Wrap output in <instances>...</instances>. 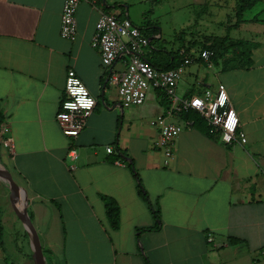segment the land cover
I'll use <instances>...</instances> for the list:
<instances>
[{
  "label": "crops",
  "instance_id": "crops-1",
  "mask_svg": "<svg viewBox=\"0 0 264 264\" xmlns=\"http://www.w3.org/2000/svg\"><path fill=\"white\" fill-rule=\"evenodd\" d=\"M63 2L0 0V124H8L13 140L11 151L0 141V162L26 199L45 263L264 264V19L257 17L259 12L250 18L245 12L244 22L229 29L239 33L230 37L256 43L249 69L220 68L222 74L209 75L206 62L193 58L200 51L197 45L187 55L192 58V86L182 77L177 85L180 97H190L223 84L246 142L224 144L207 124L185 126L183 114H172L169 120L183 129L173 142L174 158L165 166L152 121L168 116L166 97L151 90L142 105L124 108L116 88L107 83L108 69L98 49L91 46L100 12L136 24L130 1H80L73 42L60 36ZM191 2L197 10L203 8L200 20L208 25H223L227 15L226 27L235 23V0ZM149 11L142 13L140 24L155 45L152 51L161 48L164 65L196 36L186 42L180 36L177 47L169 48ZM120 67L117 62L115 68ZM68 69L96 99L76 137L65 136L56 122ZM0 186L8 192L0 201L14 219L8 226L23 242L19 252L8 250L0 220V264H34L10 191L1 179ZM103 197L119 208L117 228L110 225ZM11 252L15 261H9Z\"/></svg>",
  "mask_w": 264,
  "mask_h": 264
},
{
  "label": "built area",
  "instance_id": "built-area-1",
  "mask_svg": "<svg viewBox=\"0 0 264 264\" xmlns=\"http://www.w3.org/2000/svg\"><path fill=\"white\" fill-rule=\"evenodd\" d=\"M80 1L92 0H64L62 5L60 36L72 42L77 35L76 10ZM91 46L98 49L103 66L108 69L107 83L116 88L124 108L142 105L150 90H157L166 97L169 104L168 116L160 114L152 121L158 129L155 146L162 151L165 166L174 158L173 142L183 125L192 126L188 120L183 125L170 121L169 116L172 114L196 111L205 120L210 131L218 133L224 144L246 142L225 86L219 83L190 97H180L177 85L192 58L186 56L181 65L172 69L153 66L145 56V49L151 46L150 40L129 18L100 12ZM211 55V51L203 49L193 58L202 59L211 68ZM117 62L121 63L120 68H115ZM64 94L56 114V122L65 136L76 137L86 118L92 113L96 99L72 69L66 72ZM0 134L1 144L11 151L13 140L7 123L0 124ZM106 151L110 153L111 147H107ZM69 155L75 156V150H71ZM208 240H211L210 235Z\"/></svg>",
  "mask_w": 264,
  "mask_h": 264
},
{
  "label": "rangeland",
  "instance_id": "rangeland-1",
  "mask_svg": "<svg viewBox=\"0 0 264 264\" xmlns=\"http://www.w3.org/2000/svg\"><path fill=\"white\" fill-rule=\"evenodd\" d=\"M129 1L131 3L130 5L131 6V19L139 26H141L140 23L142 22L141 21L142 15H143L142 13L150 10L149 14L153 15V19L157 20L160 23L159 26L163 30L165 39L169 40L168 41L170 43V46H168L169 48L174 45L175 47H177L178 39L180 36H181L180 38L182 39V42H186L187 40L191 39L189 37L192 36V34H195L196 36L195 43L197 42L196 44L199 47H201L202 43L208 42V38H210L211 34L224 35L227 33L226 25L228 24L227 22L230 20L228 18V15L222 21L223 25L225 23L224 28L222 24L221 25L219 24L208 25L206 23L207 20L205 18L200 20V15H204L203 8L200 7L197 10L198 7H195L194 5H192L191 0H157L156 2H153L152 0H146L144 2L142 0H129ZM261 9H264V1L257 3L251 10L246 11L245 17L250 18L254 14L259 12L257 17L259 19H264V11L260 12ZM230 13L232 14L231 11ZM212 23H215L214 20L212 21ZM222 29L223 31H221ZM183 30H184V33L179 35V33L182 32ZM174 34L177 36H174ZM206 34H210V36L207 37L208 35ZM229 35L233 37H239V33L234 30H232V32H229ZM241 36L244 37L243 34H241ZM173 39H175L174 43H173ZM152 46H155V45L151 44V46L145 49L146 53L152 51ZM160 49L161 48L157 47L156 51H152V53L150 52L151 54L148 53L147 54L148 56L146 57H149L151 60L156 61L158 62V64L161 65V61H164V59L159 52ZM219 66L220 65H213V67H211L210 69H207L208 74L212 75V73H215V72L218 75L222 74L221 70L218 71L220 69ZM182 78H183L182 82H185L189 85L191 84L192 86V65H187L184 68ZM182 82H180V84H182ZM150 92L152 91L150 90L147 96L149 95ZM2 194L8 195V192L6 191V189L0 186V195ZM5 206L6 204H2L0 201V208L2 209V212L4 213V216L3 217L1 216L0 218V220L4 219L3 222L5 224L4 244L8 248V250H10L12 247H15L17 249L16 251L19 252L21 244L23 242L17 239V232L14 229V227L8 226V223L13 222L14 219L12 218V216L10 218V214H6L8 210L4 209ZM7 207L9 208L8 204H7ZM15 260H16V256L14 253L12 254L11 252L9 256V261H15Z\"/></svg>",
  "mask_w": 264,
  "mask_h": 264
},
{
  "label": "trees",
  "instance_id": "trees-1",
  "mask_svg": "<svg viewBox=\"0 0 264 264\" xmlns=\"http://www.w3.org/2000/svg\"><path fill=\"white\" fill-rule=\"evenodd\" d=\"M264 0H235L234 15L235 23L226 28V34L222 37L213 36L208 38L207 43H202L200 50L207 49L212 52L211 61L214 64H220L222 71L229 70H246L249 69L252 64V50L256 47V43L247 41L245 39H235L229 36L228 32L231 27H237L244 22V13L251 10L257 3ZM140 30L148 36L146 26H139ZM197 44L191 42L184 47L183 53L180 51L173 55V59L164 65H159L158 62L147 59L153 66L161 69H172L179 65L184 60V57L189 54L191 47H195ZM185 120L191 121L193 124H206L205 120L196 111H189L183 113ZM139 193L142 198L147 199V195L144 192L142 186L139 184ZM105 203L106 216L110 222L112 228H117L119 224V208L117 204L108 197H103ZM156 219L157 211L154 212Z\"/></svg>",
  "mask_w": 264,
  "mask_h": 264
},
{
  "label": "water",
  "instance_id": "water-1",
  "mask_svg": "<svg viewBox=\"0 0 264 264\" xmlns=\"http://www.w3.org/2000/svg\"><path fill=\"white\" fill-rule=\"evenodd\" d=\"M0 179L4 181L8 187L14 206L16 207L19 217L23 222L27 235L30 239L33 249L32 259L34 261V264H46L41 248L38 244L36 233L34 231L31 220L27 213L26 199L23 197L20 187L13 180L10 172L3 166L1 162H0Z\"/></svg>",
  "mask_w": 264,
  "mask_h": 264
}]
</instances>
